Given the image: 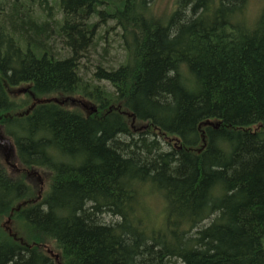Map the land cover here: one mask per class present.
<instances>
[{
  "label": "trees",
  "instance_id": "16d2710c",
  "mask_svg": "<svg viewBox=\"0 0 264 264\" xmlns=\"http://www.w3.org/2000/svg\"><path fill=\"white\" fill-rule=\"evenodd\" d=\"M249 2L0 0V124L24 168L0 156V264H264V4L251 18ZM27 169L48 175L36 202Z\"/></svg>",
  "mask_w": 264,
  "mask_h": 264
},
{
  "label": "rangeland",
  "instance_id": "374dc122",
  "mask_svg": "<svg viewBox=\"0 0 264 264\" xmlns=\"http://www.w3.org/2000/svg\"><path fill=\"white\" fill-rule=\"evenodd\" d=\"M176 2L177 0H155L158 12H169L175 9ZM263 4H264V0H250L249 6H248V13L251 16V18H254L260 12ZM118 33H119V29H116L112 34L110 33V38L108 39L110 43V51H109L110 55L108 56L107 59L110 60L111 63H113L114 65H117L124 58V54H123L124 52H123L122 47L120 46V39H119ZM22 91H24V89ZM23 93L24 92L15 93V94H19L17 95L19 99H16V100L20 102L22 98L25 99L23 97L24 96ZM83 104L87 108H90L92 106V103L90 101H85ZM0 131L3 135L8 136L6 132V128L4 126L1 127ZM0 156L3 159L5 165L10 169V171L12 170L11 164L18 165L17 167L19 168V171H22V172L24 171V168L20 164L17 163L16 157L15 155H13V153H10L6 159L5 158L6 156L3 154V152L0 151ZM27 172L29 173V175H27L28 181L32 185V195L27 200H29V202H36L40 199V197L43 196V194L47 190L48 175L44 169H30V170L27 169ZM147 189L148 191H153L152 186H149ZM147 200H149V202L153 204V206L155 207L154 209L157 212L160 211V206L163 205L160 201L161 199H157L156 196L151 195V196H147ZM29 202H25L23 205H27ZM160 214H162V212H160ZM156 215H159V213H154L152 210H150L147 213V218L149 219L150 222L153 223L154 221L158 220V217ZM106 219L107 221L110 222L114 219V217L106 215ZM9 221L10 220L7 219V226L10 227L12 231H14L13 227H15V224L14 222L12 221L9 222ZM160 223H162V220H159L158 224ZM46 246H48L49 248L48 250H50L51 254H55L56 246L52 242L47 243Z\"/></svg>",
  "mask_w": 264,
  "mask_h": 264
},
{
  "label": "flooded vegetation",
  "instance_id": "af4514ba",
  "mask_svg": "<svg viewBox=\"0 0 264 264\" xmlns=\"http://www.w3.org/2000/svg\"><path fill=\"white\" fill-rule=\"evenodd\" d=\"M1 127H3L2 124H0V129ZM8 140L10 142L9 144L7 143ZM0 151L3 152V154L6 156L5 157L6 159L10 153H13V155H15L14 146L12 144V141L7 136L3 135L1 131H0ZM11 166L14 167L13 169L18 170L17 165L11 164Z\"/></svg>",
  "mask_w": 264,
  "mask_h": 264
},
{
  "label": "water",
  "instance_id": "95a60500",
  "mask_svg": "<svg viewBox=\"0 0 264 264\" xmlns=\"http://www.w3.org/2000/svg\"><path fill=\"white\" fill-rule=\"evenodd\" d=\"M25 91V90H24ZM7 143L9 144L10 142H9V140L7 141Z\"/></svg>",
  "mask_w": 264,
  "mask_h": 264
}]
</instances>
